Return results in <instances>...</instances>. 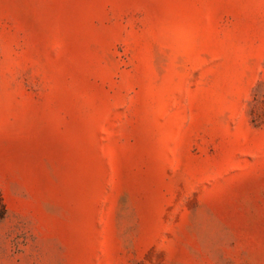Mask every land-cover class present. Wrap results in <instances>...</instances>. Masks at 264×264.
<instances>
[{"label":"rangeland","instance_id":"obj_1","mask_svg":"<svg viewBox=\"0 0 264 264\" xmlns=\"http://www.w3.org/2000/svg\"><path fill=\"white\" fill-rule=\"evenodd\" d=\"M0 264H264V0H0Z\"/></svg>","mask_w":264,"mask_h":264},{"label":"trees","instance_id":"obj_2","mask_svg":"<svg viewBox=\"0 0 264 264\" xmlns=\"http://www.w3.org/2000/svg\"><path fill=\"white\" fill-rule=\"evenodd\" d=\"M5 211H6V206L3 202L2 196L0 195V215H3Z\"/></svg>","mask_w":264,"mask_h":264}]
</instances>
